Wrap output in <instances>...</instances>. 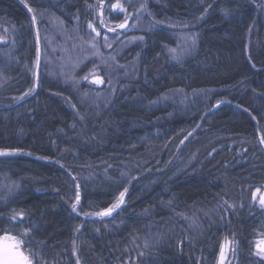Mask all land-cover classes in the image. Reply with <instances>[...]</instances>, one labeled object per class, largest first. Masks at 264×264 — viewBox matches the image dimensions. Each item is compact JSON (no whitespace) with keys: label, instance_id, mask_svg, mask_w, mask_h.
Masks as SVG:
<instances>
[{"label":"trees","instance_id":"16d2710c","mask_svg":"<svg viewBox=\"0 0 264 264\" xmlns=\"http://www.w3.org/2000/svg\"><path fill=\"white\" fill-rule=\"evenodd\" d=\"M102 2L0 0V238L22 211L33 264H218L226 238L264 264V0Z\"/></svg>","mask_w":264,"mask_h":264},{"label":"snow or ice","instance_id":"6c2138e0","mask_svg":"<svg viewBox=\"0 0 264 264\" xmlns=\"http://www.w3.org/2000/svg\"><path fill=\"white\" fill-rule=\"evenodd\" d=\"M101 7H103V2L101 0ZM111 7L113 9H118L119 12L121 13H127V9L119 3V0H117L116 3H112ZM141 7H146V5H141ZM264 7V6H262ZM32 9L30 8L29 11ZM103 15V13H101ZM130 18V15H125L124 22L117 24L115 27L109 28L108 31L111 32H116V29H125L128 27V19ZM35 19V18H33ZM89 27L92 29L93 32H96V35L99 36L100 32L96 30L95 27L92 26V24H89ZM118 33H117V38H118ZM105 40L108 39L107 36L104 37ZM140 39H143L142 37ZM193 44H195V38L193 37ZM170 51H175L174 49H171ZM174 59H179V57L173 56ZM94 82L96 83H102V80H95ZM32 89H29V92H26L24 95H28ZM23 99V97H21ZM219 104H217V107ZM255 119V117H253ZM261 143H264V138L261 139ZM12 152H6L3 150H0V156H5V155H12ZM260 190L257 189V192ZM127 192V188H125L123 191L119 193V197L117 198L116 202L113 203L110 207L104 209V210H99L95 211L94 213H85V215H90L94 214L96 216L104 217V216H111L113 211L117 208L120 207L121 204L124 203V196L125 193ZM80 201V194L77 191L76 193V203L72 204V209L73 211L77 210V204ZM259 204L264 207V196H261L259 199ZM17 216L20 217V220L22 221L24 218V213L21 211L19 213H15L9 217V220L12 222L13 226L9 227L7 231L10 232H17V235H12V236H4L3 239L6 241H10V244H5L2 249H0V264H33V260L30 258V256L34 255L32 253L29 254V256H25L23 253L22 246L26 243V238L30 235L29 230H24V231H19L17 227L15 226L16 224L19 223L17 221ZM3 221H0L2 223ZM34 227V225L32 226ZM5 231V229L0 228V232ZM234 241L228 240L226 238L224 244L221 245L220 248V255H219V262L218 264H224V261L226 259V249L233 245ZM233 254H235V250L233 249ZM254 255L258 256L261 260H264V239L259 240L256 242V251L253 253ZM77 264H79V260L77 261Z\"/></svg>","mask_w":264,"mask_h":264},{"label":"rangeland","instance_id":"374dc122","mask_svg":"<svg viewBox=\"0 0 264 264\" xmlns=\"http://www.w3.org/2000/svg\"><path fill=\"white\" fill-rule=\"evenodd\" d=\"M59 31V30H58ZM57 31V32H58ZM8 44V39L7 37L2 34V32H0V46H7ZM110 49V48H108ZM66 54V53H65ZM71 55L72 54H69L68 53L66 55H64L63 57H61L60 55H56L57 57L55 58H58L57 61L59 62L58 66L57 67H53L51 66V64L49 65V72H51V74H55L59 77H68V79H72V77L74 76V71H71V62H72V59H71ZM108 56V55H106ZM102 63V62H101ZM54 64V63H53ZM106 64V63H105ZM96 67V66H95ZM94 66H92L82 77H81V82L82 81H87V83H89L90 85H93L95 87H100L102 83H96L94 82L95 80L99 79L101 80L97 75L99 73H102L101 71H106V72H109V74L111 73V63H107L104 68L102 67L101 69H97L95 68ZM104 69V70H103ZM109 69V71H108ZM112 70H114V68H112ZM114 71H112L113 73ZM90 74V75H89ZM55 148V151L56 153H61L59 151V149L54 146ZM261 196H264V187L262 189H260L259 192H255L254 193V198L253 200H255L258 204H259V199ZM260 205V204H259ZM8 236V235H7ZM4 237V236H3ZM3 237L0 238V248H3V246L5 244H10L11 242L10 241H6L3 239ZM264 239V235H259L255 241V250H256V242L259 241V240H262ZM233 249L235 250V244L229 246L227 249H226V259L224 261V264H233L234 263V257H235V254H233ZM23 251V249H21ZM23 253L25 254V256H28L24 251ZM219 262V260H218Z\"/></svg>","mask_w":264,"mask_h":264},{"label":"water","instance_id":"95a60500","mask_svg":"<svg viewBox=\"0 0 264 264\" xmlns=\"http://www.w3.org/2000/svg\"><path fill=\"white\" fill-rule=\"evenodd\" d=\"M0 249H2V248H0Z\"/></svg>","mask_w":264,"mask_h":264}]
</instances>
